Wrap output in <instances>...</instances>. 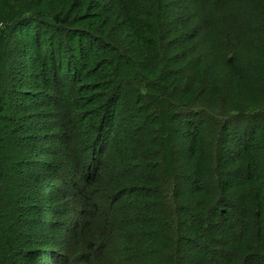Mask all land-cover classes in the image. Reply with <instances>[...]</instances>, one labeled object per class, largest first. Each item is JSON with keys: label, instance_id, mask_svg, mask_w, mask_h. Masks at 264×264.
Returning <instances> with one entry per match:
<instances>
[{"label": "trees", "instance_id": "1", "mask_svg": "<svg viewBox=\"0 0 264 264\" xmlns=\"http://www.w3.org/2000/svg\"><path fill=\"white\" fill-rule=\"evenodd\" d=\"M165 1L0 0V264H34L54 180L60 264H264V0Z\"/></svg>", "mask_w": 264, "mask_h": 264}, {"label": "rangeland", "instance_id": "2", "mask_svg": "<svg viewBox=\"0 0 264 264\" xmlns=\"http://www.w3.org/2000/svg\"><path fill=\"white\" fill-rule=\"evenodd\" d=\"M189 0H166L167 7L165 9V12L167 15L176 16V13H181L184 17V22L191 21L192 16H190L191 8L192 6L188 3ZM164 9V8H163ZM196 17V16H195ZM197 23L199 22L198 17ZM204 41V40H203ZM202 43V51L205 53L206 51V42ZM29 57H27L26 60H28ZM214 70H212L211 74H213ZM25 72H21V77L25 78ZM254 74V72H253ZM219 83L223 82L225 80L224 72L221 70L219 74ZM261 85H264V83L261 82V80H257ZM264 81V80H263ZM72 94V93H71ZM223 96L218 97L219 101L216 102V105H222V107H225L226 104L230 102V99H233L232 97L228 96L224 92L221 93ZM80 95H76L78 97ZM204 100V98H203ZM202 100V101H203ZM227 110V109H226ZM46 112H49L47 115L48 123L51 122L50 116L54 114L53 110L45 109ZM6 116L8 115L5 113ZM93 116H88L86 118V121H90V119ZM3 121L0 122V124ZM34 121H32L33 123ZM42 124V123H41ZM53 128H56L55 125L52 123ZM43 134H52V131H50L48 128H41ZM84 129H79V133L82 134V131ZM32 134H35L36 132H30ZM45 136V135H43ZM83 136H79L80 141H83ZM34 142V141H33ZM36 144H39V150L32 154L29 158L30 160L37 161L38 164H41V167L44 166L49 159V156L47 155V151L49 148L53 146L52 141H40L37 139ZM25 158V156H24ZM36 170V169H34ZM63 182V181H62ZM69 187L67 183H61L60 180H54L51 182H47L44 187L38 188L34 192L36 196L37 203H40V209L42 211H39L38 216L36 218L37 221L40 222V227L38 228V231L42 234H45V244L38 245L39 251L34 256V259L32 263L34 264H60L64 261L63 255H66L65 248L68 249L66 246V243L63 239V231L68 230L71 225L74 224L75 219L77 218L78 213V207L74 205L72 202H70L72 199H70V195H68ZM35 216V217H36ZM35 232V231H34ZM38 233V232H36ZM41 249V250H40ZM41 251V252H40ZM112 258L114 260V264H118L117 257L115 255H112Z\"/></svg>", "mask_w": 264, "mask_h": 264}]
</instances>
